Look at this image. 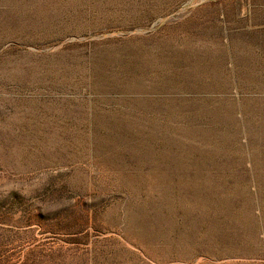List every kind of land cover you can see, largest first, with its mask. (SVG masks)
Here are the masks:
<instances>
[{
    "label": "rangeland",
    "instance_id": "1",
    "mask_svg": "<svg viewBox=\"0 0 264 264\" xmlns=\"http://www.w3.org/2000/svg\"><path fill=\"white\" fill-rule=\"evenodd\" d=\"M0 264H264V0H0Z\"/></svg>",
    "mask_w": 264,
    "mask_h": 264
}]
</instances>
